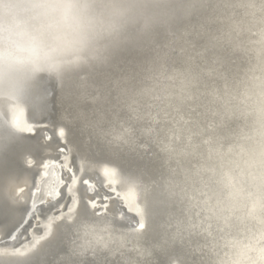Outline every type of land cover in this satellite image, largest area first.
<instances>
[{"label":"clouds","instance_id":"9594fccd","mask_svg":"<svg viewBox=\"0 0 264 264\" xmlns=\"http://www.w3.org/2000/svg\"><path fill=\"white\" fill-rule=\"evenodd\" d=\"M0 264H264V0H0Z\"/></svg>","mask_w":264,"mask_h":264}]
</instances>
